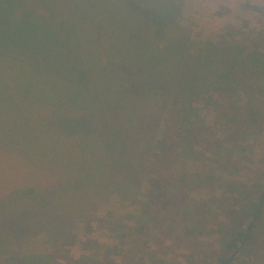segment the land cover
Segmentation results:
<instances>
[{
	"label": "trees",
	"instance_id": "1",
	"mask_svg": "<svg viewBox=\"0 0 264 264\" xmlns=\"http://www.w3.org/2000/svg\"><path fill=\"white\" fill-rule=\"evenodd\" d=\"M13 2L0 0V38L4 42L0 49L18 52L29 66L25 69L39 71L40 63L48 70L58 66L43 59L48 54L49 58L59 57L46 31L48 19L41 14L16 15L18 6ZM83 2L76 4L81 12L78 26L85 24L87 29L79 43L98 85L93 87V100H73L61 94L57 100H29V121L22 126L17 120L24 127L21 133L26 132L19 144L7 146L0 141V151L7 157L17 153L19 160L59 178L55 185L47 186L27 182L23 174L11 183L0 182V192L6 191L0 196V264H60L55 259L58 245L70 240L76 219L93 217L85 207L99 197V191L112 192L121 202L141 204L128 214L126 223L137 227L152 221L170 233L182 218L185 233L192 234L202 223L185 222L183 214L192 212H186L183 202H174L167 192L175 187L179 192L174 196L181 193L186 200L192 193L188 185L193 184L198 188L220 185L241 201L239 218L232 217L234 212L227 213L230 222L221 232L222 245L209 264H264L258 246L260 238L264 241V179L255 185L227 183L212 165L219 158L227 159L237 169L233 161L237 150L264 127L263 47L256 39L252 43L238 40L239 32L232 25L208 42L192 40L178 18L180 0H115L114 17L106 8L101 13ZM44 44L49 45L46 50ZM102 59L106 61L102 63ZM12 64L21 68L18 61ZM68 67L67 74L75 76L76 70ZM70 81L86 91L89 88L77 78ZM217 92L227 102L221 115L235 133L228 145L221 139L219 157L197 150L195 139L203 130L209 131L199 104L203 97ZM174 94L175 100H171ZM51 115L59 119V126L50 122ZM90 120L95 130L85 131ZM71 138L77 140L76 145ZM133 153H137L135 163L143 177L136 174ZM210 159L211 163L204 162ZM146 174H154L148 190L142 182ZM162 193H166L165 199ZM110 216L109 225L119 222ZM21 230L28 235L44 233L53 253L27 251ZM122 245L114 248L121 253L118 257L123 264H146L144 258L122 253ZM75 264L115 261L109 256H89Z\"/></svg>",
	"mask_w": 264,
	"mask_h": 264
},
{
	"label": "rangeland",
	"instance_id": "2",
	"mask_svg": "<svg viewBox=\"0 0 264 264\" xmlns=\"http://www.w3.org/2000/svg\"><path fill=\"white\" fill-rule=\"evenodd\" d=\"M78 1L76 0V3L74 0H15L13 2L18 6L16 15L30 13L40 16L38 14H41L48 19L49 26L46 27V31L51 38L50 43L53 48H56L59 57L49 58V54L43 57L48 65L55 64L58 66L48 70L44 64L40 63L42 69L39 68V72L30 68L25 69L28 65L25 64V60L18 52L0 49V141L3 143L2 145L16 146L19 144L21 136L26 133H21L24 131V127L18 126L17 120L19 119L22 126L29 121L28 115L31 111L29 100H57L58 94L73 97V100H77V97H80L79 100H93V87H97L98 80L96 81L95 72L88 64L86 52L83 51L82 45L79 43L82 41L81 33L84 34L87 29L85 24L78 26L77 19L81 15L79 8L76 7ZM81 1H84L85 5H89L90 10L101 9L102 13L105 12L106 8L113 17L116 15L114 11L118 6L115 4V0ZM180 1L181 11L178 18L190 32L192 40L208 42L210 38H215L221 34L226 26L232 25L239 32L236 35L238 40L252 43L256 39V42L264 49V0ZM96 15L94 14V16ZM94 16L92 15V20H94ZM3 43L0 38L1 46ZM45 46L49 47V45L44 44L42 48L45 50ZM14 61L21 63L20 67L24 69L14 67L12 64ZM105 61L102 59V63ZM68 66L76 70V77L67 74ZM76 78L84 86L88 85L87 91L86 88L83 89L80 85L70 81ZM44 83L49 84V86H44ZM171 100H175V94ZM226 103L224 97L217 92L210 97H203L199 104L202 107L200 114L206 120L209 131L203 130L200 135L195 136V139H197L196 144H198L197 150H205L207 156H213L216 153L219 157L217 147L218 144H222L221 139L223 138L224 145H228L231 140L230 137L235 135L230 131L228 122L221 115ZM49 120L53 125L59 126L58 118L51 115ZM71 129L77 130L76 128ZM87 130H95V124L92 120L85 128V131ZM230 132L231 135H229ZM30 134L31 132H29ZM158 138L162 139V134ZM71 139L70 142L76 145L77 140ZM217 140L221 142L218 143ZM237 152L235 160L233 159L236 161L237 169L227 159L221 160L220 158V162L212 164L214 169L217 168L218 174L223 175L220 178L225 179L227 183L242 181L250 185L258 184L260 180L264 179L263 125L262 130L253 137H249V140ZM14 155V157H7L0 151V182L11 183L12 180L19 179L22 174L27 182L36 181L42 186H45L44 184L46 186L55 185L59 182L55 173L39 168L29 161L19 160L16 158L18 157L17 153ZM131 156V161L138 169L136 174L139 177L141 174L143 177L144 174L141 173L140 167L135 163L137 153H133ZM21 162L25 164L16 165V163ZM204 162L211 163V159ZM62 175L63 178H66L68 174ZM62 175H59L60 179H62ZM153 175L146 174V177L143 178L145 190L149 189ZM188 186L192 192L189 199L184 200L181 193L175 197L174 194L179 192L174 189L175 187L169 189L167 196L173 197L174 202L182 201L183 209L186 212H192V214H183L185 222L187 219V221L196 220L198 223H202V227L196 232L185 233L182 218L171 229L170 233L163 231L158 223L152 221H148L145 223L146 225L135 227L134 223L130 221L126 223V217L128 214L137 211V206H141V204H132L130 201L121 202L114 193L99 191L100 193L97 195L99 197L94 198L85 207L86 210L93 212V217L87 221L75 220L72 225L70 240L64 242V245H58V255L55 256L56 262L73 264L72 261H74L75 264V261L83 263L85 258L87 259L89 256H109L110 259H114L115 264H123L121 258L118 257L121 253H116L118 249L114 246L116 244L120 246L127 242L128 245H122L124 248L122 253H128V256H134V259L144 258L146 264H209L212 258H215L214 252L220 249L222 245L221 232L230 222L227 219V213L234 212L232 217L239 218L241 201L233 193L231 195L226 192V189L229 191L228 188H220V185H218L219 188L208 185L205 188H198L194 184ZM183 190L182 192H184ZM4 193L6 191L0 192V196ZM165 194H161L164 199ZM110 214L114 215L113 218L117 217L119 222L109 225L107 222L111 220ZM169 214L177 216L173 212H169ZM30 225L33 228L34 220L30 221ZM19 233L20 238L27 239L25 244L27 251L53 253L54 249L47 242V236L44 233L28 235L26 232L23 233V230ZM259 240L258 246L261 256H264V241L263 238ZM85 244H88V247H84ZM108 247L111 248L108 249ZM65 256L71 257V259Z\"/></svg>",
	"mask_w": 264,
	"mask_h": 264
}]
</instances>
